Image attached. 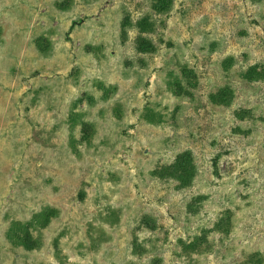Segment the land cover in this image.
Instances as JSON below:
<instances>
[{
	"label": "rangeland",
	"instance_id": "374dc122",
	"mask_svg": "<svg viewBox=\"0 0 264 264\" xmlns=\"http://www.w3.org/2000/svg\"><path fill=\"white\" fill-rule=\"evenodd\" d=\"M169 1L0 0V264H264V0Z\"/></svg>",
	"mask_w": 264,
	"mask_h": 264
},
{
	"label": "trees",
	"instance_id": "16d2710c",
	"mask_svg": "<svg viewBox=\"0 0 264 264\" xmlns=\"http://www.w3.org/2000/svg\"><path fill=\"white\" fill-rule=\"evenodd\" d=\"M172 1L173 0L169 1L168 7H167L168 11L172 7ZM147 48H150V50H155V48L153 46H151V45L147 46ZM247 75L250 76L253 80L263 78V74H262V77H261V74L256 72V71H254V70L249 71ZM187 165H189L188 161H187Z\"/></svg>",
	"mask_w": 264,
	"mask_h": 264
}]
</instances>
